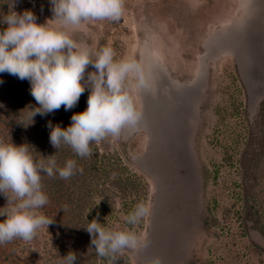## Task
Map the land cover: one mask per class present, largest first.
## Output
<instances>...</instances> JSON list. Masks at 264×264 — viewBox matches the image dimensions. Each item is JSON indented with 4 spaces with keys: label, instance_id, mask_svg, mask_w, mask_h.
I'll list each match as a JSON object with an SVG mask.
<instances>
[{
    "label": "rangeland",
    "instance_id": "obj_1",
    "mask_svg": "<svg viewBox=\"0 0 264 264\" xmlns=\"http://www.w3.org/2000/svg\"><path fill=\"white\" fill-rule=\"evenodd\" d=\"M0 2V17L53 18L51 0ZM72 38L140 66L138 130L93 142L85 158L57 150L49 122L70 126L90 89L72 109L31 120V87L0 73V139L33 138L37 160L55 154L58 167L74 159L82 169L67 180L41 173L40 212L52 223L29 242L0 244V264H67L70 252L75 264H264V0H125L119 21L86 22ZM94 71L87 66L85 79ZM140 202L148 214L127 224ZM93 219L134 231L138 247L99 257L86 230Z\"/></svg>",
    "mask_w": 264,
    "mask_h": 264
},
{
    "label": "clouds",
    "instance_id": "obj_2",
    "mask_svg": "<svg viewBox=\"0 0 264 264\" xmlns=\"http://www.w3.org/2000/svg\"><path fill=\"white\" fill-rule=\"evenodd\" d=\"M14 2V0H13ZM12 2V3H13ZM125 0H51L53 18L37 23L31 10L22 14L10 11L0 17L7 27L0 31V73L7 72L31 84V95L38 107L30 109L31 120L60 109H72L85 88L90 89L87 108L74 113L67 128H50V143L55 149L67 145L80 158L92 154L90 144L121 138L123 132L138 130L142 117L133 97L136 89L146 86L140 66L134 59H116L111 46L92 50L78 43L72 34L86 22L119 21ZM95 69L87 75L89 65ZM135 79V85L130 83ZM3 81H0L2 83ZM78 171L74 159L57 166L55 154L37 160L29 144L16 145L0 139V193L6 205L0 207V244L21 239L29 242L42 227L52 223L40 209L48 203L43 191L41 173L69 179ZM149 212L138 203L124 219L135 226ZM99 257L115 259L124 249H136L140 238L130 229L119 225L107 227L93 219L86 227ZM67 264H75L77 256H65Z\"/></svg>",
    "mask_w": 264,
    "mask_h": 264
},
{
    "label": "trees",
    "instance_id": "obj_3",
    "mask_svg": "<svg viewBox=\"0 0 264 264\" xmlns=\"http://www.w3.org/2000/svg\"><path fill=\"white\" fill-rule=\"evenodd\" d=\"M0 4H2V2H0ZM11 10H6V14H8L9 12H10ZM18 13L19 14H22L23 13V10H21V11H18ZM6 27H4V24H0V31H3L4 29H5ZM16 77V76H15ZM17 79H18V82H20V83H22V84H24V85H27V86H29V87H31V84H30V82L27 80V79H25V80H21V79H19L18 77H16ZM80 107V106H79ZM80 110H81V108H80ZM41 132V130L39 131V132H37V133H40ZM14 135V134H13ZM29 135V134H28ZM14 137V136H13ZM34 139L33 138H31V140L30 141H32L30 144H29V148L32 150V154H34L36 151L37 152H40V150L42 149V147L41 146H38V143H37V141H33ZM45 139L43 138V141H44ZM8 264H14L13 263V261L12 260H9L8 261Z\"/></svg>",
    "mask_w": 264,
    "mask_h": 264
}]
</instances>
